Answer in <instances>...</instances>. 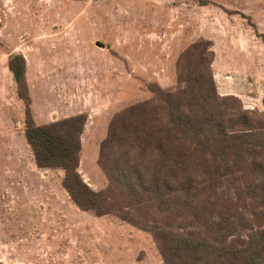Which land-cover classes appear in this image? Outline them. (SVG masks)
Masks as SVG:
<instances>
[{"label": "rangeland", "instance_id": "obj_1", "mask_svg": "<svg viewBox=\"0 0 264 264\" xmlns=\"http://www.w3.org/2000/svg\"><path fill=\"white\" fill-rule=\"evenodd\" d=\"M200 40L211 43V73L230 106L223 111L229 131L264 130V0H0V264H163L149 233L114 215L79 210L61 187L60 170L36 168L8 59L25 60L37 126L85 114L78 173L105 197L109 182L98 158L110 122L132 106L156 103L150 84L178 90L179 57ZM241 117L247 121L230 126ZM158 119L166 122L163 113ZM183 143L192 160L193 147ZM210 165L205 177L215 175ZM220 182L183 217L149 208L145 220L189 232L201 227L195 213L229 215L237 229L228 242L246 238L245 221L253 231L264 229L256 216L263 210L229 175ZM136 207L128 211L142 214Z\"/></svg>", "mask_w": 264, "mask_h": 264}, {"label": "trees", "instance_id": "obj_2", "mask_svg": "<svg viewBox=\"0 0 264 264\" xmlns=\"http://www.w3.org/2000/svg\"><path fill=\"white\" fill-rule=\"evenodd\" d=\"M213 55L209 41L192 43L178 60V90L166 93L150 84L156 103L132 106L110 122L98 158L109 182L105 197L91 190L78 173L85 114L37 126L23 56H11L7 68L16 97L23 103L22 134L36 168L60 170L61 187L79 210L97 217L114 215L149 233L163 264H264V229L253 231L247 221L243 226L250 231L246 238L228 242L237 229L229 215L218 220L210 215L202 220L201 214L195 213L201 227L189 232H173L170 226L161 228L145 220L149 208L183 217L196 207L201 195L210 192L206 198H211L220 177L226 175L245 198L263 210L256 213L257 219L264 218V130L229 131L223 111L230 106L216 92L211 73ZM162 113L166 122L160 124ZM135 118L143 124L149 118L159 126L154 123L156 128L146 129L134 124ZM233 119L230 126L247 121L245 117ZM184 141L193 147L189 152L192 160L184 153ZM210 163L215 175L205 177L204 173L211 172ZM221 170L224 173H219ZM106 196L112 205L106 203ZM135 205L142 214L135 216L128 211Z\"/></svg>", "mask_w": 264, "mask_h": 264}]
</instances>
